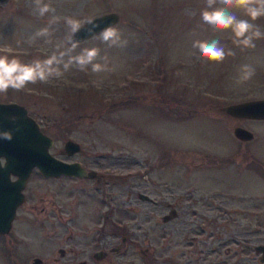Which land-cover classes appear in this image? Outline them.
<instances>
[{"label":"rangeland","instance_id":"obj_1","mask_svg":"<svg viewBox=\"0 0 264 264\" xmlns=\"http://www.w3.org/2000/svg\"><path fill=\"white\" fill-rule=\"evenodd\" d=\"M45 2L55 15L81 21L115 12L114 25L129 43L109 48L88 38L76 49L98 48L115 71L72 68L47 85L0 95V102H17L41 121L51 153L104 174L99 181L34 174L28 203H44L49 212L29 219L23 206L13 231L0 237L3 248L12 245L30 263L40 256L43 264H261L254 247L264 243V120L236 118L225 107L264 98V39L241 51L229 32L207 30L200 25L203 0ZM49 18L34 15L31 0L0 2V54L23 61L50 55L64 41L63 19L52 26L53 45L44 38L23 43ZM255 23L264 30V17ZM217 37L234 56L213 64L189 55L194 39ZM245 63L256 74L236 86ZM235 126L253 138H236ZM68 139L81 146L71 156L63 154ZM104 227L128 230L130 243L95 234L81 242V231ZM100 249L108 255L94 258ZM0 264L6 263L0 258Z\"/></svg>","mask_w":264,"mask_h":264},{"label":"clouds","instance_id":"obj_2","mask_svg":"<svg viewBox=\"0 0 264 264\" xmlns=\"http://www.w3.org/2000/svg\"><path fill=\"white\" fill-rule=\"evenodd\" d=\"M33 14L39 18L50 16L48 26L38 30L23 43L32 46L38 38H44V42L53 45L52 26L61 22L65 25L66 35L63 42H56L53 51L44 58H35L23 61L18 56L0 54V95H7L9 90L19 92L25 90L30 84H49L53 80H59L72 68L79 71H91L94 74L115 71L116 66L110 67L107 55L101 56L96 47H85L78 53L81 41L76 39L78 33L87 25L91 39H98L109 48H126L128 39L123 38L118 28L111 24L96 33L100 25L94 18L81 21L71 16L63 17L55 15L56 9L45 0H31ZM205 7L200 12V25L213 33H230L233 45L241 51L256 48V41L264 39V30L255 23L264 17V0H203ZM237 11L242 12L243 17L238 16ZM90 26V27H89ZM195 35V33H193ZM20 42H18L19 44ZM193 51L190 56L205 63L220 64L228 56H234L235 52L227 48L220 38L194 39L191 44ZM256 74V67L245 63L237 69L234 84L242 86L250 81ZM13 122L16 117L11 118ZM14 138L12 131H0V139L11 141Z\"/></svg>","mask_w":264,"mask_h":264},{"label":"water","instance_id":"obj_3","mask_svg":"<svg viewBox=\"0 0 264 264\" xmlns=\"http://www.w3.org/2000/svg\"><path fill=\"white\" fill-rule=\"evenodd\" d=\"M6 0H0L4 2ZM100 25L95 32L99 33L103 28L115 24L119 18L115 12H108L92 17ZM90 27V26H89ZM90 38L87 25L77 34L78 41ZM225 111L236 118L264 119V98L245 100L225 107ZM12 117H16L13 122ZM0 131H12L14 138L11 141L0 139V155L7 159L2 169L3 175L7 176L13 172L19 176L15 189L23 187L30 170L36 166L45 177L52 176H77L80 178H92L95 175L93 170H87L79 161H64L53 155L49 148L52 145V138L39 129L38 123L27 114V109L17 102H0ZM233 134L242 141L253 138V132L242 126H235ZM81 146L78 142L68 139L64 144V151L71 156L79 152ZM5 178V177H4ZM141 200H151L148 195L139 193ZM22 200L21 195H15L11 201L14 207ZM4 203V202H3ZM13 217V214L11 215ZM170 218L171 215L166 216ZM11 224V218L0 220V233H6ZM256 253H260L259 261L264 264V244L254 247ZM35 259L33 264H38Z\"/></svg>","mask_w":264,"mask_h":264},{"label":"flooded vegetation","instance_id":"obj_4","mask_svg":"<svg viewBox=\"0 0 264 264\" xmlns=\"http://www.w3.org/2000/svg\"><path fill=\"white\" fill-rule=\"evenodd\" d=\"M27 114L32 116L28 109H27ZM33 118L38 122L40 131L42 133L46 134L43 131V129L41 128V121H38L35 117H33ZM262 120H264V119H262ZM63 154L67 155L65 153V151L63 152ZM53 155H55V154H53ZM55 156L58 157L57 155H55ZM67 156H69V155H67ZM60 159H62V158H60ZM62 160L68 161V162L78 161V160H66V159H62ZM6 161H7V159L5 158V156L0 155V220H5V219L11 218V224H10L9 230L6 233H0V237H3L4 235L13 231V228H12L13 224L18 219L19 214H20V210L23 206H25V208H26V210H23V211H25L24 213L27 216L26 218H29V219H35V216L38 214V212L39 213L42 212L45 214H48V212H49V207L46 206L44 203H42V204H39V202L28 203V198H29L30 193L32 194V192H34V191H32L31 188L29 191L28 183L30 182V180L34 174H38L39 176H42L43 178H46V179L51 178V177H45L40 172L38 167L34 166L30 170V173H29L23 187H21L20 190H17V189H15L14 185L16 184L15 182L17 181L19 176L13 172H9V174L7 176L3 175L2 169L5 166ZM86 169L87 170H93L95 172L94 177H92L90 179H96L97 181H99L100 179L104 178L103 172H101L99 170L100 168L97 169L96 166H90L89 168H86ZM63 176H65V175H63ZM52 177H56V176H52ZM75 177H77V176H75ZM78 178H80V177H78ZM80 179L82 180L84 178H80ZM15 195H21L22 196L21 202L18 203L16 207H14V204L11 202ZM148 201H151V203L155 202L153 200H148ZM36 208H38V211ZM130 208L132 210H136L137 206H132ZM12 214H13V217H11ZM168 215H172V214H167V216ZM108 217L109 216H107L106 218L108 219ZM107 225H108V223H107ZM128 232H129L128 230H123V229L114 230L112 228L104 227V228H100V229H93L90 231H81V233L79 234V237H80V240L82 242V240L84 238L93 236V234H95L94 236H99V237L118 235V236H121V241H122V243L125 244V243H130V239H127V237L129 236ZM1 242L2 241L0 239V258L6 264H33L35 262V259H39L38 264H43L44 260L42 257L33 256L32 261L30 263L28 260H25L24 254H21V252H19L15 248H13L12 245H10V244L7 245V249H6L5 247L3 248V244ZM260 244H264V243H260ZM120 247L121 246H118V247L113 246L111 248V251L115 252L116 254H119L121 252L124 254L125 250L123 249L122 251H119ZM58 252L60 253L61 256H63L65 254V250L63 248H59ZM6 254H7V256H6ZM258 254L260 257V253H258ZM106 255H108V252L105 250H102V249L92 252V256L94 258H100V257L106 256ZM259 257H258V260H259ZM111 262H113V261H111ZM92 263L98 264L99 262L94 261ZM79 264H86V261L81 260V261H79Z\"/></svg>","mask_w":264,"mask_h":264}]
</instances>
